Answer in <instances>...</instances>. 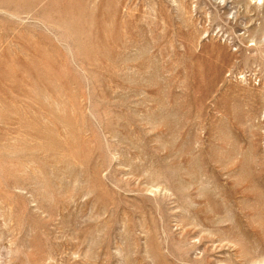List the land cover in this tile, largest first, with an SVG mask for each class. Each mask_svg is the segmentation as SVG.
<instances>
[{
    "label": "rangeland",
    "instance_id": "rangeland-1",
    "mask_svg": "<svg viewBox=\"0 0 264 264\" xmlns=\"http://www.w3.org/2000/svg\"><path fill=\"white\" fill-rule=\"evenodd\" d=\"M0 264H264V0H0Z\"/></svg>",
    "mask_w": 264,
    "mask_h": 264
}]
</instances>
